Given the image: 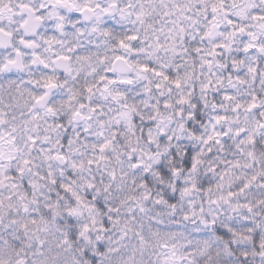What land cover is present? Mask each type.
<instances>
[{"label": "clouds", "instance_id": "clouds-1", "mask_svg": "<svg viewBox=\"0 0 264 264\" xmlns=\"http://www.w3.org/2000/svg\"><path fill=\"white\" fill-rule=\"evenodd\" d=\"M0 264H264V0H0Z\"/></svg>", "mask_w": 264, "mask_h": 264}]
</instances>
